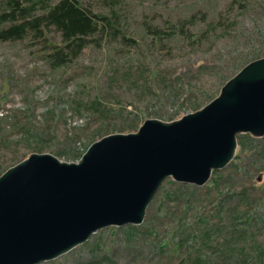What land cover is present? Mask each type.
Here are the masks:
<instances>
[{
	"label": "rangeland",
	"instance_id": "1",
	"mask_svg": "<svg viewBox=\"0 0 264 264\" xmlns=\"http://www.w3.org/2000/svg\"><path fill=\"white\" fill-rule=\"evenodd\" d=\"M81 2L113 25L65 64L42 52L61 44L52 26L0 41V174L32 152L77 162L101 136L193 112L264 56V0ZM236 141L203 185L168 177L140 224L107 226L38 264H264V135Z\"/></svg>",
	"mask_w": 264,
	"mask_h": 264
},
{
	"label": "water",
	"instance_id": "2",
	"mask_svg": "<svg viewBox=\"0 0 264 264\" xmlns=\"http://www.w3.org/2000/svg\"><path fill=\"white\" fill-rule=\"evenodd\" d=\"M264 135V56L201 108L106 134L77 162L32 152L0 174V264H38L107 226L138 225L162 182L203 185L233 158L237 135Z\"/></svg>",
	"mask_w": 264,
	"mask_h": 264
},
{
	"label": "trees",
	"instance_id": "3",
	"mask_svg": "<svg viewBox=\"0 0 264 264\" xmlns=\"http://www.w3.org/2000/svg\"><path fill=\"white\" fill-rule=\"evenodd\" d=\"M8 4V9L0 12V41L22 39L30 33L37 39L44 28L52 26L60 32L61 44L44 47L42 52L53 67L71 61L86 46L89 36L113 25L110 18L88 11L81 0H32L30 5L42 10L38 14L18 0Z\"/></svg>",
	"mask_w": 264,
	"mask_h": 264
}]
</instances>
